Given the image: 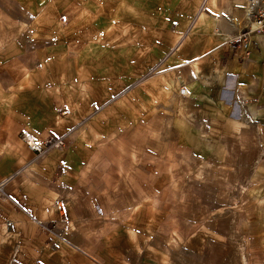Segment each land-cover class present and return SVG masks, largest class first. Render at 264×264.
I'll use <instances>...</instances> for the list:
<instances>
[{
    "label": "crops",
    "instance_id": "1",
    "mask_svg": "<svg viewBox=\"0 0 264 264\" xmlns=\"http://www.w3.org/2000/svg\"><path fill=\"white\" fill-rule=\"evenodd\" d=\"M233 1V7L222 8L224 1L201 0L188 34L177 39L180 48L166 71L151 84L140 65L144 80L114 99L124 107L120 116L112 102L97 110L109 100L98 98L90 65L80 62L75 47L81 38L68 30L91 24V5L81 8L87 15L84 22L83 10L73 21L67 19L66 27L56 20V41L45 14L29 22L16 16L15 25L28 22L34 34L25 29L13 36L0 34V182L8 179L0 212L14 222L13 227L0 224V244L24 242L30 248L26 260L33 262L43 241L38 221L75 225L84 207L102 200L99 186L106 187L108 198L107 187L113 194L112 186L122 183L119 165L128 168L133 154L128 173L137 177L127 178L147 192L146 187L183 185L185 155L237 154L241 138L264 153V33L252 35L248 57L226 47L239 30L235 16L246 5L245 0ZM217 4L221 8L216 18ZM105 88L113 91V85ZM134 127L136 152L114 154L98 145L101 137L111 138L122 129L124 143ZM24 130L39 141L68 134L67 146L39 156L23 139Z\"/></svg>",
    "mask_w": 264,
    "mask_h": 264
},
{
    "label": "rangeland",
    "instance_id": "2",
    "mask_svg": "<svg viewBox=\"0 0 264 264\" xmlns=\"http://www.w3.org/2000/svg\"><path fill=\"white\" fill-rule=\"evenodd\" d=\"M221 1L222 8H231L235 3ZM200 3L201 0H0V34L13 36L24 29L34 34L27 23L43 13L46 25L56 30L52 35L56 41V20L66 27L65 23L83 10L80 18L84 22L87 15L81 8L91 5V24H78L68 30L82 39L76 41L75 47L80 62L90 65L98 98L109 100L99 104L97 110L112 102L120 116L124 107L121 100L114 99L136 88L144 76L153 84L154 76L166 71L172 53L180 48L177 39L183 40L188 34ZM245 4L240 6L243 14L235 16L239 30L233 36L247 29L255 18H248L250 1L245 0ZM70 5L72 8L67 9ZM215 6L217 18L221 7ZM200 12L202 15L203 10ZM16 16L28 22L15 25ZM140 65L146 68L144 76ZM107 85H113V91L105 88ZM130 113L135 120L136 111L131 108ZM122 131L116 130L113 141L101 137L98 145L114 154L136 152V127L130 138L123 137L126 143L119 136ZM67 138L68 134L66 141ZM237 143V154L185 155L188 169L183 172V185H162L153 190L146 187L147 192L127 178L137 177L136 172L128 173L134 162L131 155L128 168L124 163L119 165L118 177L123 185H113V194L107 187L108 198L104 195L106 187L99 186L102 200L92 208L84 207L75 225L70 221L59 225L38 221L43 241L33 262L26 260L29 246L20 241L0 244V264H264V153L254 151L247 138L237 139Z\"/></svg>",
    "mask_w": 264,
    "mask_h": 264
},
{
    "label": "built area",
    "instance_id": "3",
    "mask_svg": "<svg viewBox=\"0 0 264 264\" xmlns=\"http://www.w3.org/2000/svg\"><path fill=\"white\" fill-rule=\"evenodd\" d=\"M251 4V13L249 19L252 20V17H255L249 27L237 35L229 37L226 42V47L242 52L243 57H248L252 52V35L254 33H264V0H249ZM30 132L24 130L22 132V137L26 143L34 149L39 156L45 154L52 147L63 145L66 142V134L63 135H50L45 140L39 141L35 136L30 139ZM8 179H5L0 182V199L6 196L5 185ZM59 207H62L58 204ZM98 212H101V209L97 208ZM5 224L7 227H13V220L5 217L3 213L0 212V224Z\"/></svg>",
    "mask_w": 264,
    "mask_h": 264
},
{
    "label": "bare ground",
    "instance_id": "4",
    "mask_svg": "<svg viewBox=\"0 0 264 264\" xmlns=\"http://www.w3.org/2000/svg\"><path fill=\"white\" fill-rule=\"evenodd\" d=\"M32 137H33V134L31 133V134H30V139H32ZM32 141H33V139H32Z\"/></svg>",
    "mask_w": 264,
    "mask_h": 264
}]
</instances>
